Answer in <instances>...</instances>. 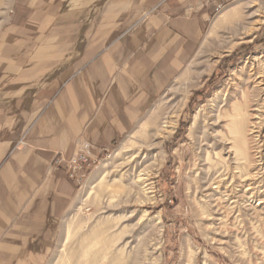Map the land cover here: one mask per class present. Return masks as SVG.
<instances>
[{
	"label": "rangeland",
	"instance_id": "374dc122",
	"mask_svg": "<svg viewBox=\"0 0 264 264\" xmlns=\"http://www.w3.org/2000/svg\"><path fill=\"white\" fill-rule=\"evenodd\" d=\"M16 1L0 0V37ZM255 2L226 0L196 55L134 130L91 158L84 181H73L78 192L48 258L38 264H264V23L256 24L264 0ZM226 10L216 36L201 47ZM171 105L172 127L156 136ZM245 138L249 167L236 156ZM212 177L223 180L219 193L206 189L215 186Z\"/></svg>",
	"mask_w": 264,
	"mask_h": 264
},
{
	"label": "crops",
	"instance_id": "0c3cea01",
	"mask_svg": "<svg viewBox=\"0 0 264 264\" xmlns=\"http://www.w3.org/2000/svg\"><path fill=\"white\" fill-rule=\"evenodd\" d=\"M225 1H16L0 37V264L48 258L78 192L76 143L98 159L133 131Z\"/></svg>",
	"mask_w": 264,
	"mask_h": 264
},
{
	"label": "bare ground",
	"instance_id": "6f19581e",
	"mask_svg": "<svg viewBox=\"0 0 264 264\" xmlns=\"http://www.w3.org/2000/svg\"><path fill=\"white\" fill-rule=\"evenodd\" d=\"M252 2H253V4H251V6H255L256 4H257V2H255V0H252ZM261 7V6H260ZM260 9V8H259ZM256 10V9H255ZM228 11L229 10H226V11H224L222 14H220L219 16H218V18L214 21V23L212 24V26H211V29L209 30V33H208V37H207V39L203 42V44L201 45V47H205L208 43H209V39H212V38H214L215 36H216V33H217V31L219 30V28L222 26V24L224 23V21H225V19H224V16L226 15L227 16V14H228ZM259 12V11H258ZM256 13V12H255ZM251 15H253L252 13H250ZM250 15V16H251ZM249 23V22H248ZM255 23V22H254ZM260 23H264V15H263V18L262 19H260V20H257L256 21V24H260ZM248 26V25H247ZM241 27V26H240ZM259 27V26H258ZM249 28V27H248ZM256 28V27H255ZM257 29V28H256ZM245 30V29H244ZM243 30V31H244ZM246 30H247V28H246ZM251 30V29H250ZM252 30H253V28H252ZM244 33H245V31H244ZM245 40V39H244ZM250 41V40H249ZM238 44V43H237ZM198 52V51H197ZM263 59H264V57H263ZM258 60V59H257ZM255 62V61H254ZM262 64H264V61H263V63ZM249 65V64H248ZM253 65V64H252ZM251 67V66H250ZM262 67V66H261ZM252 68V67H251ZM254 68V67H253ZM244 69V68H243ZM250 70V69H249ZM248 70V71H249ZM257 70V69H256ZM262 70V69H261ZM242 71V70H241ZM255 71V70H254ZM252 73H251V75H253V74H255L253 71H251ZM235 73H236V71H235ZM248 73V72H247ZM259 74H260V72H259ZM259 74H257V75H259ZM247 75V74H246ZM239 76V75H238ZM252 77V76H251ZM255 77H256V75H255ZM240 78H242L241 76H240ZM257 78V77H256ZM258 78H259V76H258ZM261 78V77H260ZM245 79V78H244ZM255 79V78H254ZM254 79H252V80H254ZM234 80V79H233ZM240 80V79H239ZM256 80V79H255ZM258 80V79H257ZM260 81V80H259ZM258 81V82H259ZM236 82V81H235ZM242 82V81H241ZM257 82V81H256ZM253 83V82H252ZM260 83V82H259ZM255 84V83H254ZM253 84V86H255ZM236 85V84H235ZM246 86H247V84H246ZM253 86H251V87H253ZM244 87V89H245V86H243ZM250 89V88H249ZM249 91L250 90H248V93H249ZM238 93V92H237ZM240 93V92H239ZM238 93V94H239ZM252 93V92H251ZM259 93V92H258ZM251 99H252V97H251ZM254 99H256V98H254ZM168 101V100H167ZM242 103V102H241ZM241 105V104H240ZM246 105V104H245ZM257 105V104H256ZM257 106H259V104L257 105ZM251 106H249V108H250ZM173 108V106L171 105L168 109H167V111H166V113H165V116H164V118H165V120L162 122L163 124H161L158 128H157V130H156V132H155V134H156V136H165V134L168 132V128L169 127H172V122L170 121L169 122V120H168V118H174L175 116H176V111L172 114V115H170V112L172 111L171 109ZM252 109H254V108H252ZM175 110V109H174ZM173 110V111H174ZM256 110V109H255ZM258 110V109H257ZM261 110V109H260ZM259 110V111H260ZM164 111V110H163ZM164 113V112H163ZM162 113V114H163ZM236 113V112H235ZM237 114H239V112L237 113ZM253 114V113H252ZM168 115H170V116H168ZM197 115V114H196ZM249 115V114H248ZM259 116V115H258ZM238 117V116H237ZM249 117V116H248ZM153 118V117H152ZM167 119V120H166ZM253 122V121H252ZM252 122H248V123H252ZM169 123H171V124H169ZM246 123H247V121H246ZM175 124V123H174ZM258 124V123H257ZM146 125V124H145ZM252 125H253V123H252ZM174 126V125H173ZM175 127V126H174ZM175 128H177V127H175ZM258 128V127H257ZM174 132V131H173ZM253 132H256L257 133V131L256 130H254V129H252V132L251 133H253ZM246 137V136H245ZM259 139V138H258ZM226 140V139H225ZM249 140V139H248ZM226 142H227V140H226ZM228 143V142H227ZM243 144L241 145V146H239V147H237V150H236V156H237V159H240V162H239V164H246L248 167H249V163H250V160L248 159V156L246 155V152H247V150H248V147H247V140H246V138H245V140L242 142ZM234 147H236V146H234ZM139 150V149H138ZM234 150V149H233ZM129 152V151H128ZM140 152V151H139ZM248 153V152H247ZM139 155V154H138ZM131 157V156H130ZM134 157H137V155L136 156H134ZM248 162V163H247ZM240 166V165H239ZM245 168H246V166H244ZM243 167V168H244ZM213 168V167H212ZM229 169V168H228ZM264 169V168H263ZM218 171H220V170H218ZM224 171V170H223ZM238 171V170H237ZM242 171V170H241ZM244 171V170H243ZM228 172V171H227ZM239 172V171H238ZM138 173V172H137ZM214 173V172H213ZM231 173H233V172H231ZM217 174V173H216ZM230 174V173H229ZM250 174V173H249ZM248 174V175H249ZM141 176L142 175H144V173H141L140 174ZM146 175V174H145ZM223 175V174H222ZM254 175V174H253ZM140 176V177H141ZM209 176H212V174L211 175H209ZM219 176H220V173H219ZM237 176V175H236ZM246 176V175H245ZM213 177H214V174H213ZM212 177V178H213ZM217 177V176H216ZM238 177H239V175H238ZM242 177V176H241ZM248 177H250V176H248ZM246 178V180H248L249 178ZM219 178V177H218ZM217 178V179H218ZM225 179H226V177H224ZM233 178V177H232ZM240 178V177H239ZM238 178V179H239ZM139 179V178H138ZM143 179H148V178H140L139 180H143ZM216 178H213V183H211V184H215V186H213V185H211V186H207V188L206 189H208L209 190V192H210V190L211 189H215V191H217V193H219L220 192V188L223 186L222 185V182H223V180H217ZM236 179V178H235ZM245 180V179H244ZM253 180V179H252ZM232 181V180H231ZM230 181V182H231ZM245 182V181H244ZM243 182V183H244ZM145 183V182H144ZM247 183H249V182H247ZM256 183V182H255ZM235 184V183H234ZM150 186V185H149ZM250 186V185H249ZM220 189V190H219ZM249 189H251V187H248L246 190H249ZM226 190V189H225ZM245 191V190H244ZM250 191V190H249ZM246 192V191H245ZM226 193V192H225ZM250 194V193H249ZM209 195H214V192L213 193H210ZM224 195H229V194H224ZM222 196V195H221ZM214 198V197H213ZM221 198V197H220ZM227 198V197H226ZM222 199V198H221ZM235 200V199H234ZM220 202V201H219ZM227 202V201H226ZM263 202V201H262ZM217 212H218V210H217ZM219 213V212H218ZM190 249V248H189ZM190 251V250H189ZM97 252L95 251L94 253H93V256H97ZM95 256V257H96ZM189 256V255H188ZM187 261H189V260H187ZM95 262H96V260H95ZM186 262V261H185Z\"/></svg>",
	"mask_w": 264,
	"mask_h": 264
},
{
	"label": "built area",
	"instance_id": "2783aa9c",
	"mask_svg": "<svg viewBox=\"0 0 264 264\" xmlns=\"http://www.w3.org/2000/svg\"><path fill=\"white\" fill-rule=\"evenodd\" d=\"M26 135L22 137L19 143H24ZM78 146L69 159H64L60 154L54 159V166H59L62 161H66V173L68 177L76 184H81L90 170L91 163V148L92 144L87 140H79Z\"/></svg>",
	"mask_w": 264,
	"mask_h": 264
}]
</instances>
